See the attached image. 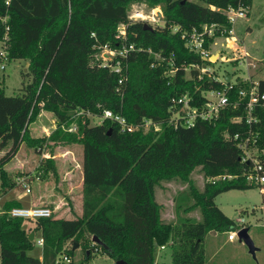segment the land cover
Here are the masks:
<instances>
[{
    "label": "trees",
    "instance_id": "16d2710c",
    "mask_svg": "<svg viewBox=\"0 0 264 264\" xmlns=\"http://www.w3.org/2000/svg\"><path fill=\"white\" fill-rule=\"evenodd\" d=\"M200 1L203 3L9 0L7 4L0 0V41L6 25L7 59L27 61V71H22V76L29 77L14 95H6L0 81V145L10 141L16 150L23 142L40 154L47 153L45 163L40 165L44 174L50 169L57 171L53 159L56 145L76 143L83 151L81 215L71 219L55 213L37 220L16 218L8 211L20 203H5L0 214V264H54L58 254L73 256L78 246L84 259L101 247L114 263L155 264L162 245L170 248V264H206V233L235 227V222L216 205L215 197L231 189L258 186L264 204V183L248 182L253 161L242 160V150L237 146L240 139L249 137L248 145L256 147V159L264 168V79L257 80L259 97L249 122L246 103L254 81L239 80L228 82V104L215 118L197 119L189 127L169 123L172 97L188 93L191 105L201 107L206 101L202 91L224 87L205 73L200 76L193 66H205L211 61L189 50L181 34L215 24L213 35H205L204 46L209 49L210 43L216 37H226L231 27L222 10L239 1L249 9L252 3ZM133 3L159 6L163 25L151 31L142 20L130 21L128 11ZM5 16L6 23L2 21ZM122 23L126 25V44L142 49L130 51L126 59L117 57L122 71L127 67L126 79L119 84L118 74L99 66L94 54L99 45H121L115 34ZM148 49L159 53L161 59L156 60ZM170 59L172 76L166 74ZM153 62L158 64L152 66ZM242 90L244 96L240 94ZM105 109L132 125L145 119L160 123L162 130L138 126L131 132L122 131L117 122L107 118L91 125L87 114L102 116ZM42 110L54 115L57 126L49 135L36 137L31 135L29 125ZM78 111L77 128L69 131L71 113ZM196 168L206 179L202 190L191 177ZM1 172L0 196L14 186ZM174 179L187 184L188 196L193 200L184 211L198 209L199 219L182 217L173 222L161 217L164 205L156 200L155 189L162 181ZM31 232L33 239L36 234L43 238L41 259L29 253L34 246L33 239H29ZM93 235L105 246H90ZM67 243L78 246L68 248Z\"/></svg>",
    "mask_w": 264,
    "mask_h": 264
},
{
    "label": "rangeland",
    "instance_id": "374dc122",
    "mask_svg": "<svg viewBox=\"0 0 264 264\" xmlns=\"http://www.w3.org/2000/svg\"><path fill=\"white\" fill-rule=\"evenodd\" d=\"M195 1L203 3L200 0ZM155 8H157L156 12L159 14L161 8L159 6ZM135 9L142 12L144 22H147L152 27L163 25V18H159L157 21L145 18V16L151 17V8L146 4H131L128 15ZM247 26L252 29L249 31ZM233 30L235 36L234 45L239 44L236 38L238 36L240 39L243 38L247 48L259 46L260 54L264 57V0H253L250 14L238 19L233 26ZM208 51V59L211 63L206 64L205 67L208 69L209 77L225 80L227 76H230L228 81L230 83H235L239 80L254 81L257 77L260 78L259 73H261L262 67L259 63L262 61H258L254 65L250 61V57L244 55L242 51L223 48V37H216L210 43ZM94 57V60H100V50L96 51V56ZM2 60V57H0V65L4 64L5 67L3 69L0 68V81H2L4 86L5 94H17L20 92L21 82L24 81L25 83L29 80V77L22 76V71H27L28 62L21 59ZM186 77H189V70H186ZM46 113L43 112L34 122L30 123L31 135L38 137L50 134L52 126L45 117ZM78 115L79 113H71L73 122L68 126V130H76ZM87 116L91 125L98 124L101 118V116L92 114H87ZM54 124L56 127L57 122ZM1 149H4L3 151L5 152L3 153ZM12 151H18L17 159L22 161V167L16 164V160L9 162L14 154ZM53 152L57 171L54 172L50 169L44 174L40 170V165L45 163L46 159L43 158L42 154L23 142L18 144L16 150H13L12 143L7 141L4 146L0 145V163L4 161L0 164V172L4 171L6 180L14 183V192L21 193L24 190L17 178L25 177L31 189V194H27L29 196H26L27 199L24 197L23 206L30 205L27 202L29 198L35 199L42 196L43 202H38V204L34 205L48 207L52 213L59 217L76 218L82 213V146L76 143L58 144L54 147ZM249 153L255 158L259 154L256 147L250 148ZM191 177L197 188L202 190L206 179L199 168L192 172ZM1 179L0 176V183ZM155 196L156 200L164 205L161 217L165 221L177 222L182 217H190L197 220L200 217L198 209L189 212L184 211L187 206L192 204L193 200L188 196L187 184L179 179L162 181L155 189ZM4 200L2 199L0 202ZM214 201L224 214L235 222V227L230 230H211L206 233L203 239L206 264H264V204L262 202L261 189L258 186L248 189H231L218 194ZM3 210L4 205L2 204L0 211ZM241 219H243V222H240ZM242 228H247V234L255 248L253 252L237 236V232ZM230 231L236 232V237L232 240L228 239ZM89 244L92 246L91 240ZM66 247L71 248L72 244L67 243ZM158 252L161 253L162 264H170V248L166 245L164 249L158 248ZM29 253L38 257L41 255V247L34 244L33 249ZM73 256L79 264H114V260L101 247L98 250H93L88 259H84V252L78 246L74 250Z\"/></svg>",
    "mask_w": 264,
    "mask_h": 264
},
{
    "label": "built area",
    "instance_id": "2783aa9c",
    "mask_svg": "<svg viewBox=\"0 0 264 264\" xmlns=\"http://www.w3.org/2000/svg\"><path fill=\"white\" fill-rule=\"evenodd\" d=\"M9 0H6V3L8 4ZM157 8H151V17L145 16V18H150L152 21H157V19L162 18L161 15L157 14L156 12ZM223 13H225L228 22L231 24L230 29L227 31L228 35L226 37H223V48L230 49V50H239L238 47L234 45V30L233 26L235 22L240 19L244 18L247 15L248 7H246L242 1H239L236 6H228L227 8L222 10ZM128 18L130 21L134 20H140L144 21V17L142 12L139 10H133L131 14L128 15ZM7 17H3L2 21L6 23ZM217 26L215 24L210 25H203L201 30H198L196 28H193L190 32H183L181 36L185 39V45L187 48L191 51L198 52L201 54L203 58H209V49L204 46L205 43V35L212 36L214 33V30ZM174 31L177 30L175 27L173 29ZM8 26L5 25V34L3 36V40L1 42V49H0V57H2V61L7 60V51H6V43L8 40L7 36ZM94 35V33H92ZM115 38L122 41L121 45L116 48H111L107 44L105 45H99L97 46L98 49L101 52V58L100 60H97V64L99 66H106L109 68V70L115 72L118 74V83L121 84L126 79L127 74V67L125 68V72L122 71L120 66V59H117V57H121L126 59L127 55L130 51L133 50H141L142 48H135L134 44H126V25L125 24H119L116 29ZM231 43V45H230ZM242 51V50H241ZM148 52L151 53L156 60L161 59V56L157 52H153L148 49ZM244 55H247V52L242 51ZM96 56V53L94 54ZM114 59L116 60V63H112ZM158 63L153 62L151 65H156ZM169 64V70L166 71V74L168 76H172L174 73L173 68V61L170 59L168 61ZM5 66L4 64L0 65V68L3 69ZM196 67L199 72L202 74H207L209 77L210 74H208V69L205 66H193ZM188 70V68H186ZM200 74V76L202 75ZM199 76V77H200ZM212 78V77H211ZM214 80L220 81L224 84V87L222 89H212L208 91H202L201 95L205 97L206 101L201 107L192 106L191 105V99L192 97L188 93H184L178 96H174L170 100V104L168 107V111L170 112V118L169 123L173 124L174 126H192L197 119L201 120H210L215 118L219 110L228 104V96L225 91V87L228 84V81H225L224 79L219 78H212ZM258 89H257V82H254V85L251 87L249 91V99L246 103V111H247V121H251V110L254 107L255 103L258 102ZM242 96L245 95V91L242 90L240 92ZM263 98L264 95H261ZM264 106V104H263ZM80 113V111L76 112ZM110 119L111 121L117 122L121 128L122 131H128L131 132L135 130L136 128L143 127L145 130H148L149 128H152L155 132H160L162 130V125L160 123L153 122L149 119H145L141 122L139 125H132L129 124L126 119L119 115L115 114L112 111L105 109L103 111V115L100 118V121H98V124L103 121V119ZM69 131H72L69 129ZM239 136L238 134L234 135V139H237ZM249 143V137L245 139H240L237 143V146L242 150V160H252L253 161V171L250 172L247 176V180L250 183L260 184L264 183V168L263 165L253 156L249 153L250 148H252ZM43 158H47L49 155L47 153H42ZM230 177V176H228ZM17 181L21 183V186L24 188V191L26 193H30L31 189L29 185L27 184V181L25 177H18ZM3 211H0V214ZM8 214L11 217L16 218H24V219H30V220H37L39 218L43 217H49L52 214V211L50 208L45 206H36L31 205L28 207L25 206H18V207H12ZM240 222H243V219L240 220ZM236 237L235 231H230L228 234V239L232 240ZM33 242L36 246H39L42 248L43 246V238L41 236H37L33 239ZM95 242L91 240V245H94ZM160 249H163L164 246H160ZM98 250V249H95ZM54 264H79L74 259V256H70L65 254L64 252H61L58 254L54 260Z\"/></svg>",
    "mask_w": 264,
    "mask_h": 264
},
{
    "label": "crops",
    "instance_id": "0c3cea01",
    "mask_svg": "<svg viewBox=\"0 0 264 264\" xmlns=\"http://www.w3.org/2000/svg\"><path fill=\"white\" fill-rule=\"evenodd\" d=\"M251 1H252V3H251V5H250V7L248 9L247 15L250 14L251 7L253 5V0H251ZM247 29L250 31L252 28H250V26H247ZM236 38L238 39L239 44H236L237 46L236 45L235 46L238 47L240 51L242 50L244 52H247V56L250 57L249 59H250V61H252V63L254 65H255L256 62L262 61L261 63H259V64H261V67H262V71H261V73H259L260 78L257 77V79L254 80V82H257V80H259V79H264V57L260 54V47L256 46V47H250V48L248 47L247 48L245 46V44H244L243 38L240 39L238 36ZM248 71H250V70H248ZM43 112H47L45 114V117L48 119L49 124L52 126L51 130H53L55 128V124L54 123L56 122V119H55L54 115L51 112H48V111H45V110H42L39 115L43 114ZM40 136L42 137L43 135H40ZM3 150L4 149H1V151H3ZM4 152L5 151H3V153ZM12 152H14V151H12ZM17 155H18V151L14 152V154H13L12 158L9 160V162L16 160V162H17L16 164L22 167L23 166L22 165V161L17 159ZM38 185L40 186L39 183H38ZM14 187L15 186H13L6 193H4V194H2L0 196V200H2V199L4 200L5 199L3 202H0V207L2 206V204L4 205L5 202L8 203V202H12V201H17V202L20 203V206H23L24 199L25 198L27 199V197H29V196H27V194H31V191H30V193H26L24 190L21 193H19L17 191L14 192L13 191L15 189ZM13 193H14L15 196L13 195ZM41 197L42 196L36 197L35 199H33L32 197L29 198L27 200V202L30 204L29 206L34 205V204H38V202H43ZM159 203H161V202H159ZM26 207H28V206H26ZM37 236H39V234H37ZM160 254H161L160 252H157L156 258H155V264H162L163 263V261L160 258ZM38 258L41 259V255L38 256Z\"/></svg>",
    "mask_w": 264,
    "mask_h": 264
},
{
    "label": "water",
    "instance_id": "95a60500",
    "mask_svg": "<svg viewBox=\"0 0 264 264\" xmlns=\"http://www.w3.org/2000/svg\"><path fill=\"white\" fill-rule=\"evenodd\" d=\"M160 15H161V12H160ZM161 17H162V15H161ZM143 24H144V27H145V28H147V29H149V30H151V31L153 30V27H152L150 24H148L147 22H144ZM229 79H230V76H227V77L225 78L226 81H229ZM33 235H34V233L31 232V233H30V236H29V239H30V240L33 239ZM237 236H238L239 239H242V240L248 245L250 251L253 252V251L255 250L254 245H253V242L251 241V239L249 238V236H248V234H247V228H242V229H240V230L237 232ZM91 240H92L93 242L97 243V244L100 245V246H105L104 243H103V242H102L97 236H95V235L91 236ZM77 246H78L77 243H75L74 246H73V249H75ZM87 253H88V251H87ZM121 262H122V261H119V260H118V261H116L114 264H121Z\"/></svg>",
    "mask_w": 264,
    "mask_h": 264
}]
</instances>
